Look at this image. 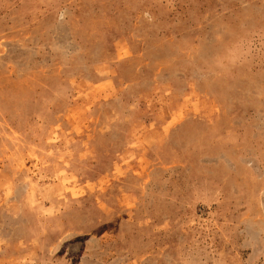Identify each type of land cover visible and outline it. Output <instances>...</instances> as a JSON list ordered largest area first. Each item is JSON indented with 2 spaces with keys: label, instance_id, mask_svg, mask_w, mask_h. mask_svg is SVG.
Masks as SVG:
<instances>
[{
  "label": "rangeland",
  "instance_id": "rangeland-1",
  "mask_svg": "<svg viewBox=\"0 0 264 264\" xmlns=\"http://www.w3.org/2000/svg\"><path fill=\"white\" fill-rule=\"evenodd\" d=\"M0 264H264V0H0Z\"/></svg>",
  "mask_w": 264,
  "mask_h": 264
}]
</instances>
